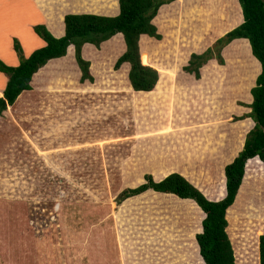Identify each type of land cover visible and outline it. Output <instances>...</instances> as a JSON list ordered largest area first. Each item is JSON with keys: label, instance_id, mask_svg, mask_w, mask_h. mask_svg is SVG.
<instances>
[{"label": "crops", "instance_id": "1", "mask_svg": "<svg viewBox=\"0 0 264 264\" xmlns=\"http://www.w3.org/2000/svg\"><path fill=\"white\" fill-rule=\"evenodd\" d=\"M114 1L115 3L109 7L107 2L101 0H0V60L9 66L18 64V56L13 48V39L17 40L22 55L25 57L32 50L45 44L33 31V25L42 24L51 35L59 37L64 34V14L90 13L114 16L119 12L118 0ZM179 1L173 0L161 4L152 17L151 22L160 35L159 38L140 33L137 40L139 56L145 51L149 57L146 65L152 66L150 63L156 62H154L156 65L152 67L156 69L158 77L155 86L150 89L153 90L158 87L159 90L154 104L147 101L141 105L139 102L141 91L133 90L132 87L130 89L125 83L118 85L115 80L114 72L122 64H126V77L129 68L127 61L121 62L118 68H113L116 58L125 50V43L120 32H115L110 37L100 41L98 46L90 42L82 43L80 55L89 62L88 72L93 78L92 81L87 79L80 81V70L74 59V48L72 44H68L64 55L47 60L60 61L62 64L52 71L46 69L45 74L41 76L37 73L34 74V71L28 80L29 88L22 89L14 101L0 113V155L4 153L20 154V152L31 149L37 152H66L68 151L67 147H69L70 152L78 153L83 151L81 147L90 148L92 146L93 149L90 148L87 151L109 153L112 149V146L109 145L110 141H103L102 145H92L89 140L86 144L80 143L83 141L80 140V130L84 129L85 126L79 123L82 116L78 115L79 107L77 106L79 103L85 104V100L87 101V116H83L85 120L96 119L101 115L104 120L105 118L109 120V114L94 113L95 111L90 107L96 108L98 106L99 108L104 107V111L110 110L112 107L110 101L114 99V105L119 109L117 166L120 170L124 168L146 169L141 172L142 175L136 180L135 186L142 181L144 182V174H149L152 180L158 181L167 174L175 172L198 188L207 199L218 200L222 198L225 194L223 167L237 154L244 141V138L242 141L238 140L239 132L235 128L236 126L232 127L235 130L225 129L223 127L225 123L221 124L220 122L222 121L220 116L223 111V97L227 93L223 91L222 87L226 86L233 91V94H237L238 88L246 85L245 79L243 80L246 73L238 79L229 73L232 70H237L245 60L243 53L232 47L236 40L246 38H234L223 45L220 48L223 62L218 63L217 59L212 56L198 67L197 77L193 72L184 70L183 66L187 65L191 53H201L202 50L212 46L214 41L226 31L240 24L242 13L238 0H181L189 5L190 11L188 12L187 9L183 14L182 24L184 26L181 28L183 33L182 36L178 37L177 42H174L176 38L171 33V20L175 19L174 15L170 17L171 13H168V16L162 20H159L158 17L160 12L166 14ZM224 5L231 6L233 11H222L221 7ZM161 9L163 10L161 11ZM231 21L232 23L229 24ZM187 28L189 31L186 30ZM186 32L189 33V36H185ZM187 41H190L191 44L189 48L185 43ZM173 45H176V50L171 49ZM172 51H174L175 57L179 58V61L176 60V65L174 64L175 59L172 61L170 58ZM183 56L184 58H182ZM167 60L171 63L168 66L165 63ZM161 73H164L165 76L169 73V80L166 81L165 85L159 79ZM111 74L113 78H111ZM254 79L255 77L252 80L253 84ZM6 80V75L0 72V96ZM85 83L90 85L83 87L82 85ZM111 89L117 92L112 94L110 93ZM51 90H55L56 93L51 95ZM63 91H69L70 96H62ZM244 97L247 95L244 94ZM106 100H108L107 103ZM128 101L134 105L133 112H127ZM67 103L72 106V111L74 110L73 115L66 120L70 122L64 123V119H55V122H52V119L47 116L48 111H55V115H57ZM225 105L229 106L228 103ZM244 118L242 121L239 119L237 124L233 123V125L245 126V121L249 119ZM128 122L132 125L129 126L130 128H128ZM168 122L173 124L170 130H167ZM225 122L227 123L226 120ZM85 125L87 128L88 124ZM245 133H243V137ZM68 140H70L69 145L62 144L63 141L67 142ZM97 145L102 146V148ZM233 151L234 153L229 156L228 154ZM105 157L110 158L109 155ZM24 158L23 156L22 168L28 169L30 162L28 163ZM78 163L79 161H76L74 167H93L89 165V161L82 162L83 165ZM194 169L201 170L200 175L196 176L191 171ZM206 169H212L215 172L208 173ZM130 187H134V185ZM145 191L160 195H172L177 200H189L195 203L190 198H181L172 193L155 191L151 188L128 197L140 195ZM5 205L8 207L7 203ZM195 205L197 204L195 203ZM110 213H115V210L110 211ZM89 216L98 218L100 214L97 211H90ZM120 216L125 215L122 212ZM203 217L204 212L202 211V216L199 217L198 221L191 219L192 222L185 220L184 223L192 224L189 231L191 230V235L194 233L193 236H190L189 242H192L193 246L190 247L191 250L189 248L188 255L192 256L194 261L200 259L205 264L199 254L195 239V234L201 232ZM94 221L98 220L94 219ZM129 221L125 222L129 223ZM130 223L136 224L135 219L131 220ZM184 223H181L180 227L184 226ZM127 229L130 232V228ZM225 232L230 241L226 227ZM138 235L137 231L133 235L130 234L136 241ZM121 241L120 247H125L124 242L127 240ZM38 242L41 244L39 250L43 256L39 258L40 264H164L162 261H151L149 258L140 259V256L137 255L138 252H136L137 247L126 258L123 255L124 260L119 258L100 260L96 257H89L87 262L82 259L68 260L63 257L62 251L48 259L45 251L46 240L42 238ZM134 245L135 243L132 244V246ZM127 247L125 248L128 249ZM9 248L7 242H4L3 239L0 240L1 253L8 254L7 257L1 256L0 264H30L21 262L20 257L18 259L13 258ZM172 264H192V262L191 260L189 263L188 261H178Z\"/></svg>", "mask_w": 264, "mask_h": 264}, {"label": "rangeland", "instance_id": "2", "mask_svg": "<svg viewBox=\"0 0 264 264\" xmlns=\"http://www.w3.org/2000/svg\"><path fill=\"white\" fill-rule=\"evenodd\" d=\"M101 1L107 2L109 7L115 3L114 0ZM262 1L264 2V0ZM187 9L189 12V5L180 0L166 14L162 12L159 14V20L165 19L168 13H171L170 17L174 15L175 19L171 20V33L176 38L174 42H177L178 37L182 36L181 28L184 26L182 24V16ZM221 10L233 11L231 6L227 7L225 5L221 7ZM231 23L232 21L229 24ZM189 28L192 29L191 27ZM189 28L186 30L189 31ZM185 36H189V33L186 32ZM185 43H187V48L191 47L190 41ZM175 47L176 45H173L171 49L176 50ZM234 47L243 53V59L245 60H243L237 70H232L229 73L235 79L242 78L246 73L243 78L246 85L239 87L237 94H233V91L226 86L222 87L223 91L227 93L223 97V111L220 116L222 121L220 122L221 124L225 123L223 124L225 129H232V127L236 126L235 128L239 132L238 140L242 141L245 137V135L243 137V133L252 128V119L250 116H245L249 120L245 121V126L243 127L233 125V123L237 124L239 119L241 121L244 120V117L241 118L242 115L250 110L247 106L251 100L249 98V88L253 85L252 80L259 72L260 65L258 60L250 54L249 43L246 39L236 40L232 48ZM171 54L170 58L172 61L175 59L174 64L176 65V60L179 61V58L175 57L174 51ZM142 56L144 63L147 64L149 57L145 51L142 52ZM154 62L150 64L156 65V62ZM165 63H167V66L171 64L168 60ZM60 64H62L60 61L50 60L39 69L37 75L45 74L46 69L52 71ZM126 70V64H122L114 72L118 85L125 83L128 86ZM75 72L77 73V71ZM229 73L227 74L228 76L230 75ZM111 78H113L112 74ZM160 80L165 85L166 81L169 80V73L166 76L161 73ZM238 82L240 83V81ZM89 85L85 83L82 86ZM157 91L158 89L155 88L151 92H142L139 98L140 104L146 103L150 94H157ZM50 92L51 95L56 93L55 90ZM115 92L117 91L111 89L110 93L113 94ZM243 93L247 97H244ZM61 95L70 96V92L63 91ZM113 100L110 101L112 105L110 110L106 109L104 111V107L99 108L98 106L96 108L90 107L95 111H92L94 113L109 114V120L106 118L104 120L102 115L96 119L85 120L83 116H87V101L85 100V104L79 103L77 106L79 107L78 115L82 116L79 123L85 126L84 129L80 130V140H83L80 143L86 144L87 140H89L92 145H102L103 141H110L109 145L110 147L112 146V149L109 153L93 152V146L90 147L92 152L87 151L90 148L81 147L83 151L72 153L69 147L66 146L68 149L66 152H37L31 149L30 151L20 152V154L4 153L0 155V240L2 241L3 239L4 242L8 243L13 258L18 259L20 257L22 259L21 262L40 264L39 258L43 256L39 250L41 244L38 240L43 238V240H46L45 251L48 259L53 258L62 251L61 254L68 260L82 259L87 262L89 257H96L100 260H113L112 258L124 260L126 256L122 258V246L120 247L121 243L117 238L118 230L123 229L125 231L122 235L123 237L130 236V234L133 235L136 231L139 233L138 241L134 240L135 247L132 246L134 244L132 243L131 247L133 249L130 247L129 253H132L136 247L138 256L144 252L138 246H141L139 242L140 232H145L149 238L154 237L149 243L150 250H146L147 253L150 251L151 256L149 259L151 261L157 260L164 262V264H172L178 261H188L189 263L191 260L192 264H200L197 259L194 261V258L188 255L189 248L193 246V243L189 242L190 236L194 234L191 235V230L189 231L192 224L184 223L186 219L176 214L177 206L172 207L168 204V200L166 201L168 198L177 201L172 195H160L145 191L140 195L128 197L122 202L115 200L116 194L121 189L135 186L136 180L142 175L141 172L146 169L124 168L120 170L117 166L119 109L115 107ZM152 101L154 104V99ZM131 102L128 101L127 103V112L134 111V105ZM69 103L64 106V109L59 114L55 115V111H48L47 116L52 119V122H55V119H64V123L70 122L66 120L73 115L74 110L72 111V106ZM226 103H228V107L225 105ZM85 124H88L87 128ZM129 126L131 127L132 125L128 122V128H130ZM172 127L173 124L168 122L167 130ZM232 132L234 133V131ZM69 142L70 140L67 142L63 141L62 144L69 145ZM99 147L102 148V146ZM232 153L234 151L228 155L230 156ZM107 155L110 158L105 157ZM23 156L25 161L30 162L28 169L22 168ZM76 161H79V165H83L82 162L89 161V165L93 167L76 168L74 167ZM245 164L246 161L244 169ZM191 171L198 176L201 170L194 169ZM206 171L208 173L215 172L212 169H206ZM243 189L244 192L257 197L261 202L259 205L242 202L238 207L232 209L229 218V231L227 227V232L230 236L229 243L233 258L235 246L233 244H237L236 248H243L245 241L242 235L254 237L258 233L264 234V163L261 160L253 159L247 165ZM5 203L8 204V207H6ZM112 210H115V213H110ZM90 211H97L100 217L91 218L89 216ZM122 212L125 216H120ZM94 219L98 221L95 222ZM122 219H125L126 222L135 219L136 224H131L130 221L126 223ZM195 219L197 218L195 217L192 220ZM187 220L192 222L191 219ZM181 223H184V226L182 225L180 228ZM174 225L178 227L176 228ZM11 227L13 228L11 229ZM127 228H130V232H128ZM160 228L163 229V234H158ZM125 247L123 246V248ZM1 251L0 258L1 256H8L6 253L2 254ZM94 251L95 253H93ZM184 257L185 259H183Z\"/></svg>", "mask_w": 264, "mask_h": 264}, {"label": "trees", "instance_id": "3", "mask_svg": "<svg viewBox=\"0 0 264 264\" xmlns=\"http://www.w3.org/2000/svg\"><path fill=\"white\" fill-rule=\"evenodd\" d=\"M171 1L173 0H118L119 12L114 16L67 13L63 16L64 34L59 37L51 35L42 24L33 25V31L45 44L32 50L25 57L22 55L17 40L13 39V48L18 56V64L9 66L0 60V72L7 77L0 96V113L14 101L22 89L29 88L28 80L31 74L34 71L37 73L40 66L46 65L50 61H47L48 59L64 55L68 44H72L74 48V59L80 70V81L84 79L92 81L93 78L88 72L89 62L80 55V47L84 42L98 46L100 41L110 37L115 32L122 34L125 50L116 58L113 68L116 69L121 62L127 61L129 63L128 80H125L128 87L130 89L132 87L136 91L151 92L150 89L155 86L158 77L157 71L152 67L153 65L144 63L142 53L139 56L137 40L140 33L155 38L160 37L151 19L161 4ZM238 3L242 13L241 23L226 31L214 41L212 46L207 47L201 53H191L187 65L183 66L184 70L193 72L197 77L198 67L202 63H205L212 56L217 59L218 63H222L220 48L230 40L240 37L247 39L250 52L260 65L254 84L249 88L251 101L247 106L250 110L242 115V117L250 116L253 125L246 132L241 149L223 167L224 196L218 200L207 199L198 188L175 172L167 174L158 181L152 180L149 174H144V182L134 187L123 188L115 196V200L120 202L130 195L151 188L155 191L172 193L181 198L192 199L198 206L189 200L176 201L168 198L166 201L168 200V204L172 207L177 206L176 214L186 220L196 217L198 221L202 211L204 212V217L201 220L202 229L201 232L195 234V239L199 254L205 264H233V262L234 264H257V261L258 264H264V234L258 233L254 237L242 235L245 241L243 248H236L237 244H233L236 246H234L233 258L229 239L225 232V227L226 230L228 227L229 231V218L233 208L238 207L242 202L253 205H259L261 202L257 197L244 192L243 183L246 179V167L251 160L257 159L264 163V2L262 0H238ZM157 94L151 93L147 101L153 103L152 100L156 99ZM225 209L227 210L226 214ZM122 221L126 220L122 219ZM163 232V229L160 228L158 234H163ZM122 233L123 229H119L117 238L127 240L124 243L128 249L122 247L121 252L124 256H128L129 247L135 243V239L132 236L121 238ZM153 238V236L149 238L145 232H140L139 242L141 246L138 247L144 250L140 254V259L151 256L150 251L147 253L146 250H150L149 243ZM197 260L203 264L200 259Z\"/></svg>", "mask_w": 264, "mask_h": 264}]
</instances>
